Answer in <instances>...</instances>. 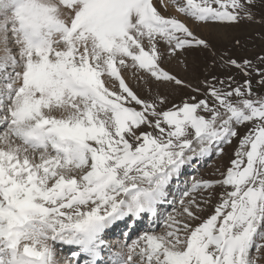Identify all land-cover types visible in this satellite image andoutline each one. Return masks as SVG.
I'll use <instances>...</instances> for the list:
<instances>
[{"label":"snow or ice","instance_id":"1","mask_svg":"<svg viewBox=\"0 0 264 264\" xmlns=\"http://www.w3.org/2000/svg\"><path fill=\"white\" fill-rule=\"evenodd\" d=\"M258 4L0 0V264H60L58 246L103 264L107 229L157 218L185 167L222 155L234 139L221 179L194 181L162 232L121 245L108 264H260L264 93L253 91L251 61L226 64L244 83L213 77L166 110L167 98L142 99L124 75L191 87L161 67L165 54L210 49L188 23L252 21ZM171 9L183 19L164 14ZM216 188L219 203L202 219Z\"/></svg>","mask_w":264,"mask_h":264},{"label":"rangeland","instance_id":"2","mask_svg":"<svg viewBox=\"0 0 264 264\" xmlns=\"http://www.w3.org/2000/svg\"><path fill=\"white\" fill-rule=\"evenodd\" d=\"M164 14L166 16H177L178 18L183 19V17H180L174 9H171ZM253 15L254 19L252 21L243 20L240 23L233 25H193L190 22L188 23V26L196 37L209 42L211 45L210 49H186L182 53H178L175 57H169L165 54L161 67L170 74L177 76V78L184 80L185 84L191 85V87L175 89L172 86H158L151 81H149L148 84H145L143 81L133 78L131 72L125 71L124 75L127 82L142 99H149L154 96L167 98L168 104L165 105L166 110L167 108L172 107L173 104H179L182 99L187 100L193 95L192 88L200 87L201 92H203L204 83L206 81H212L213 77L217 80H229L234 78L236 81V84L233 85L234 87L244 83L247 78L237 69L226 66V64L229 60H234L238 64H243V62L247 60L251 61L254 68L257 70L254 71L250 77L253 91L264 93V87L260 86V77L257 74V72H264V61L261 60V58L264 57V4H258L257 7L253 9ZM209 29H213V31L210 33ZM215 29L218 31L217 33L214 31ZM162 51H164V48H162ZM140 75L143 76L144 74L141 73ZM217 86L219 87L220 85L217 84ZM198 98L203 97L200 96ZM239 131L241 136H243L247 129L242 128ZM238 145L239 139H234L230 144H224L221 146L223 148L222 155L217 156L213 154L210 157H207V160L204 161L206 163L205 166L196 177L193 176L192 181L188 182L184 192L191 187L194 181H216L221 179L220 173L230 167V161L234 159L233 154L238 148ZM209 158H211V160ZM186 177L189 176L187 175ZM223 191V188L214 189L211 194L210 202L201 205L203 208V212L201 213L202 219L213 214L215 206L219 203V196ZM183 193L177 201H170L174 205L170 206L169 210H165V214L160 218V226L152 231L157 233L162 232L167 217L182 210L181 200H184V202L187 203L188 199L183 196ZM193 195L199 200L208 194L193 193ZM168 199L176 200L171 196L168 197ZM171 203L168 205H172ZM166 206L167 205L161 206L160 209L163 211ZM140 236L135 234L127 244H131ZM116 249L120 251L121 246L116 247ZM260 264H264V259L260 261Z\"/></svg>","mask_w":264,"mask_h":264},{"label":"bare ground","instance_id":"3","mask_svg":"<svg viewBox=\"0 0 264 264\" xmlns=\"http://www.w3.org/2000/svg\"><path fill=\"white\" fill-rule=\"evenodd\" d=\"M211 31H213V29H209V32L211 33ZM216 33L218 32L216 29L214 30ZM196 165H194V167H195ZM184 178H182L180 181H183V180H185V181H189L190 179H192V176H189V177H185V176H183ZM180 178H178V180H179ZM178 185H180V184H178ZM169 199L167 198V201H168ZM169 203L168 202H166V203H163L162 205H160L159 207H158V211H160L161 209H160V207L161 206H165V205H168ZM108 230V229H107ZM60 260V259H59ZM107 263H108V260L106 261Z\"/></svg>","mask_w":264,"mask_h":264}]
</instances>
